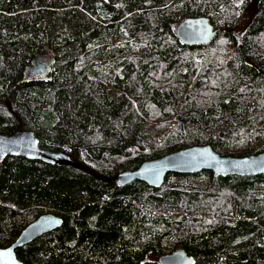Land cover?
<instances>
[{"label": "trees", "instance_id": "16d2710c", "mask_svg": "<svg viewBox=\"0 0 264 264\" xmlns=\"http://www.w3.org/2000/svg\"><path fill=\"white\" fill-rule=\"evenodd\" d=\"M200 16L220 32L183 45L177 25ZM39 64L49 78L28 79ZM20 130L62 158L0 162L1 247L42 214L64 221L17 250L25 263L158 264L182 249L193 264H264V173L115 180L190 146L264 151V0H0V133Z\"/></svg>", "mask_w": 264, "mask_h": 264}, {"label": "water", "instance_id": "95a60500", "mask_svg": "<svg viewBox=\"0 0 264 264\" xmlns=\"http://www.w3.org/2000/svg\"><path fill=\"white\" fill-rule=\"evenodd\" d=\"M220 32L206 16L188 17L176 27V35L183 45H209ZM242 31L236 33L241 44ZM28 79H48L37 65L30 67ZM26 80V79H24ZM23 80V81H24ZM24 157L44 162L61 161L60 155L40 145L37 134L31 130L13 134L0 133V162L8 157ZM209 170L216 177L229 175H258L264 173V151L247 156H223L209 144L186 147L162 157L144 161L135 170L123 172L115 177L121 184L143 181L153 187H161L169 173L190 174ZM63 219L54 213L40 215L29 223L16 240L7 247L0 246V264H27L17 254V250L41 236L63 225ZM158 264H193L194 259L185 250L179 249L158 257Z\"/></svg>", "mask_w": 264, "mask_h": 264}, {"label": "rangeland", "instance_id": "374dc122", "mask_svg": "<svg viewBox=\"0 0 264 264\" xmlns=\"http://www.w3.org/2000/svg\"><path fill=\"white\" fill-rule=\"evenodd\" d=\"M235 1L239 2V1H241V0H235ZM235 31H236V32H239V31H241V28H237ZM40 61L45 62V63L49 66L50 64H52V57L44 56V57H41ZM50 62H51V63H50ZM37 66H38V67H43L41 64H39V65H37ZM41 71H42L43 73H45L44 70H41ZM153 259H157V258H153Z\"/></svg>", "mask_w": 264, "mask_h": 264}]
</instances>
